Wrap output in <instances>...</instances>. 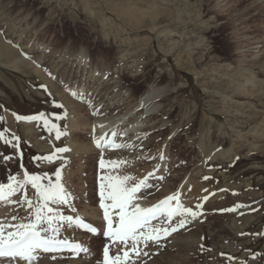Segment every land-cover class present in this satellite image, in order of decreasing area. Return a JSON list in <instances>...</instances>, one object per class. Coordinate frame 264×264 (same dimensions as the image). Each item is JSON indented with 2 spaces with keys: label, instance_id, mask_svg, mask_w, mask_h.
Instances as JSON below:
<instances>
[{
  "label": "rangeland",
  "instance_id": "obj_1",
  "mask_svg": "<svg viewBox=\"0 0 264 264\" xmlns=\"http://www.w3.org/2000/svg\"><path fill=\"white\" fill-rule=\"evenodd\" d=\"M74 1L0 0V17L10 8L30 10L50 20L48 34L60 20L69 19L75 11ZM106 1L114 15L127 10L124 21L129 19L133 28L110 14L121 32L119 38L130 39L126 41L129 45L99 46L97 52H103L122 80L133 85L134 94H141L150 81L168 85L162 97L161 116L169 124L159 130V137L165 139L162 154L157 159L131 155L124 149L98 156L76 152L70 141L89 136L66 132L62 109L46 100V93L40 95L36 82L28 86L21 68L8 67L0 55V133L4 134L0 139V185L5 186L0 199V224L5 226V234L14 230L11 226L33 219L40 203L31 183L21 185L15 181H23L27 173L40 177L42 185L55 184L56 170L60 169L58 182L67 194V202L50 203L49 207L56 210L52 215L73 219L53 220L56 231L47 235L72 240L80 249L47 254L37 250L31 264H104L105 246L112 255L111 264H147L152 260V264H264V83L260 85L259 101L240 94L236 59L241 53H235V49L248 43V34L264 36V2L254 3V14L235 24L231 18L217 14L214 0ZM253 1L241 0L236 5L240 8L237 15H244L241 9ZM155 24L157 29L151 32ZM167 27L176 29V34L164 30L158 34ZM69 35L74 32H63L60 42ZM13 38L0 19V43H11ZM86 39L92 40L93 36ZM27 64L19 66L27 68ZM42 109L62 116L60 127L44 126L45 120L56 123V119L46 114L39 118ZM61 148L67 151L58 152ZM50 155L52 160L45 159ZM101 159L105 161L103 168ZM104 177H128L124 181L128 188L143 181L132 201L142 208L169 196L177 197L169 201L173 208L180 205L170 219L161 213L142 230L155 235V229L163 234V229L168 228L169 234L145 240L138 233V239L133 241L103 239L100 232L93 236L78 228V219L102 223L100 215L91 218L84 214V208L91 206L104 212L100 207L101 184L108 191ZM10 183L15 190L9 194ZM105 203L111 201L106 199ZM185 207L195 209L198 215L193 218L183 213L181 209ZM117 212L109 208L114 226L119 220ZM181 220L185 221L182 227ZM0 264L29 262L8 256L0 257Z\"/></svg>",
  "mask_w": 264,
  "mask_h": 264
},
{
  "label": "bare ground",
  "instance_id": "obj_2",
  "mask_svg": "<svg viewBox=\"0 0 264 264\" xmlns=\"http://www.w3.org/2000/svg\"><path fill=\"white\" fill-rule=\"evenodd\" d=\"M85 1H74L75 11L69 15V21L66 20L68 22L65 21V23L60 20L57 27L52 28L51 33L48 34L50 20L42 19L38 13L33 14L32 11L23 8H10L2 13L0 19L5 24L7 32L14 37L11 43H0L2 44L0 46L2 61L8 67L21 68L22 73L29 80L28 86L31 87L37 83L40 95L46 93V100L62 109V116L66 121V132L89 136L83 140L70 141L76 152L98 156L124 149L131 155L159 159L165 147V139L159 137V130L169 124V121L161 116V109L164 106L162 97L168 85H159L150 81L141 94L133 93V85H128L122 80L103 52H97L99 46L124 47L128 44L126 41L130 39L124 41V38H119L121 32H118V27L112 22L115 19L110 14L114 15V12L106 4V0H99L96 3ZM239 2L241 0H214L213 9L217 10L218 15H225L227 19L231 18L237 24L254 14L255 11L252 8L254 3L264 2V0H254L253 3L244 6L241 11H245V14L242 15L240 12L241 17L237 15L240 8H236ZM9 3L11 6L12 2L9 1ZM122 10L125 9L119 10L120 12L114 16L132 29L133 24L129 25L130 20L124 21L123 15L127 10L123 13ZM235 15L239 17L236 20ZM168 28L157 32L161 35L164 30L167 34H171L172 31L176 34V29ZM153 29H157L156 24L151 27V32ZM69 30L74 32V35H69L65 41L60 42L63 32L68 33ZM91 35L93 39L87 40L86 37ZM245 38L249 39L248 43L243 48L241 46L235 49V53H241L236 59L239 64V70L236 72L241 77L239 91L243 97L256 102L260 100V85L264 83V36L248 34ZM22 62L28 63V69L19 66ZM39 114V118L46 114L56 119V123H49L47 120L48 123L44 126L52 127L55 124L56 127H52L53 129L60 127L62 116H55L45 109H42ZM27 122L32 123L30 120ZM29 129L32 127L30 126ZM95 141H100L99 147ZM109 142L121 147H111ZM84 209L86 212L84 214L87 216L95 218L96 215H100L102 220L104 212H99L100 209L91 206H86ZM93 224L100 230L101 238L114 237L102 236L104 220L102 223ZM78 228L95 236L94 233L83 230L79 225ZM58 241L73 242L67 239ZM109 255V264H111L112 255L110 253ZM0 257L6 259L8 256ZM152 261L147 264H152Z\"/></svg>",
  "mask_w": 264,
  "mask_h": 264
},
{
  "label": "snow or ice",
  "instance_id": "obj_3",
  "mask_svg": "<svg viewBox=\"0 0 264 264\" xmlns=\"http://www.w3.org/2000/svg\"><path fill=\"white\" fill-rule=\"evenodd\" d=\"M17 119H21V117H17ZM23 119H38V117H23ZM45 124L48 123L47 120L44 121ZM52 127H56L55 124ZM60 133L57 134L59 138ZM115 135V134H113ZM4 138V134L0 133V139ZM13 139L18 140L19 138L14 137ZM12 140H5V143H12ZM97 147L100 146V141H95ZM110 143L111 147L118 148L121 145H116L114 143ZM58 152L67 151V149L61 148L57 150ZM10 157H4V159H9ZM47 160H52L53 156L50 155L45 157ZM105 166V161L103 159L100 160V167L103 168ZM60 169L56 170L57 183L53 184L49 182L47 185H42L40 183V177L37 176H29L25 173L23 181H15L13 177L12 180L17 184H26L31 183V186L36 189V195L38 200L40 201L37 206L35 212L33 213L34 218L31 219L28 223H20L14 226H11L14 230L8 231L5 234V226L0 224V256H11V257H20L21 260L28 261L31 264V261L35 259L33 255L38 249H42L43 251H49L60 244H67V242H62L56 240L54 237H50L47 235L49 231H56V229L52 228L53 220H67L72 222V217H64L59 215H52L56 210L49 207L50 203H66L67 202V194L63 190L62 185L58 182L60 178ZM107 183V193L105 192V185L101 184L100 191V207L104 210V219L108 221V226L104 231V235L119 237L121 240H125L127 238H131L133 241L138 239V233L140 236H143L145 240H158V234L160 229H155L154 232L145 233L142 230L149 224V221L155 219L161 213H166L167 217L170 219L172 215L176 213L177 208H180V205L177 204L176 208L171 207L169 201L177 199V197L169 196L164 200L158 202V204L149 207V208H141L138 205H133L132 201L134 200L135 193L139 190L143 181L134 187L128 188L124 186V181L128 180V177L124 178H114V177H104ZM207 179V178H206ZM4 185H0V199L3 198ZM9 194L11 191H14L13 185L10 183L8 186ZM110 200L111 204H106L105 200ZM207 199V197H205ZM29 203H31L29 201ZM199 207V206H198ZM109 208L118 209L116 213L119 217L118 223L115 227H113V222L109 216ZM231 210V209H230ZM183 213H187L195 218L198 213L193 211L190 208L181 209ZM77 223H82L79 220ZM185 221H180V226L184 225ZM47 224V227L44 225ZM83 227L89 229V231L96 232L97 229L91 227L87 224H82ZM171 231H176L175 228H171ZM163 234L168 235L169 229L164 228ZM74 250H79V245H71ZM87 251V249H84ZM125 257H127V253H125ZM104 264H109V254L108 247L105 246L104 249ZM120 257L116 258V261H119ZM116 264V262H113Z\"/></svg>",
  "mask_w": 264,
  "mask_h": 264
}]
</instances>
